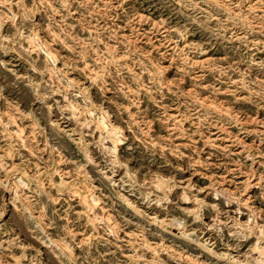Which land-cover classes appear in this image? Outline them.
Instances as JSON below:
<instances>
[{"label":"rangeland","instance_id":"374dc122","mask_svg":"<svg viewBox=\"0 0 264 264\" xmlns=\"http://www.w3.org/2000/svg\"><path fill=\"white\" fill-rule=\"evenodd\" d=\"M0 264H264V0H0Z\"/></svg>","mask_w":264,"mask_h":264},{"label":"bare ground","instance_id":"6f19581e","mask_svg":"<svg viewBox=\"0 0 264 264\" xmlns=\"http://www.w3.org/2000/svg\"><path fill=\"white\" fill-rule=\"evenodd\" d=\"M108 133H109V135H111V136H114V131L113 130H111L110 132L108 131ZM86 198V197H85ZM258 260V259H257Z\"/></svg>","mask_w":264,"mask_h":264}]
</instances>
